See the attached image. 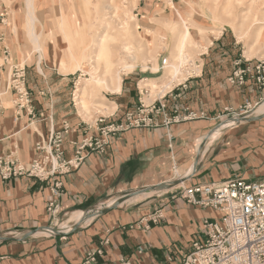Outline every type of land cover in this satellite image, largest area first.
Returning <instances> with one entry per match:
<instances>
[{"label":"crops","instance_id":"1","mask_svg":"<svg viewBox=\"0 0 264 264\" xmlns=\"http://www.w3.org/2000/svg\"><path fill=\"white\" fill-rule=\"evenodd\" d=\"M53 1L0 0V16L4 14V24H0V65L4 47L9 50L10 62H24L36 114L34 120L25 113L17 114L13 94L7 90L5 64L0 68V158L10 157L24 166L42 156L38 145H45L52 132L62 130L66 161L74 157L75 144L98 135L95 122L94 127L86 126L76 117L71 81L54 70L43 72L42 60L47 66L56 65L35 52L38 42H34L29 30L31 22L35 24L29 10L59 5ZM151 8L152 4H145L143 14ZM226 31L200 39L202 51L190 62L189 70L183 69L177 80L168 88L162 87L153 98L148 90L144 94L138 87L144 77L135 73L123 78L120 92H116L115 112L95 120L101 117L106 123H119L127 114L136 115L139 109L161 98L167 116H183L187 110L202 114L201 118L166 126L163 114L154 115L148 126L130 127L109 136L102 152L83 151V163L68 173L43 182L27 176L0 180V236L20 239L35 231L24 240L0 242V264H78L86 251L98 248L103 254L96 264H120V258H128L130 264H168L166 254L178 259L192 249L193 243L203 242V219L216 221L221 214L191 205L170 193L182 186L202 183L264 179V112L253 115L260 116L254 121L218 127L227 110L236 112L250 105L252 112L264 103V88L249 76L241 85L230 84L229 78L237 69L253 70L264 60L257 58V52L248 58L240 44L249 40L240 41L233 32ZM34 55L39 63L34 62ZM158 70L162 71L161 66ZM158 70L149 71L147 78L160 79L156 76ZM201 139L204 143L199 145ZM208 141L211 144L205 148ZM180 180L185 181L150 201L147 198L132 205H118L74 230L60 232L54 228L59 216L67 217L79 210L87 212L105 199ZM54 181L62 182L56 218L47 210L53 200ZM154 208H160L164 214L160 224L147 232L129 229ZM46 227L58 233L41 231ZM137 247L143 248L141 254H137Z\"/></svg>","mask_w":264,"mask_h":264},{"label":"built area","instance_id":"2","mask_svg":"<svg viewBox=\"0 0 264 264\" xmlns=\"http://www.w3.org/2000/svg\"><path fill=\"white\" fill-rule=\"evenodd\" d=\"M0 24H4L0 16ZM2 64L8 65L7 90L13 94V104L17 114H26L29 119L36 117L32 106V93L27 88V75L25 65L10 62L9 50L4 47L1 53ZM167 58L164 57L160 66L164 69ZM249 76L258 87L264 88V63H259L253 70L248 67L237 69L229 78L232 85H241L245 77ZM250 105L241 107L236 112L226 111L225 116L232 119L242 117L248 113ZM166 107L162 98L147 108H141L136 115L132 113L125 116L124 121L106 123L103 118H98V135L86 137L75 144V154L71 160L66 161L63 156L61 142L62 130L52 132L46 144L38 145L39 152L43 154L28 165L20 164L16 159L0 158V180L8 181L16 177H30L38 181L48 179L70 172L83 163V151H103L106 140L113 134L130 129V127L148 126L152 124V116L163 114V125L177 123L181 120H196L202 117L185 110L183 116L174 114L167 116ZM165 113V114H164ZM222 117V116H221ZM53 200L48 204L49 214L56 218L59 214L58 198L62 192V182L54 181L51 186ZM170 194L201 208H209L219 212V221L203 219L201 232L202 243H193L191 250L181 258L175 259L171 254L165 255V261L173 264H264V179L246 181L242 178L230 179L220 183H202L189 187H180ZM164 214L160 208L150 210L148 215L142 217L129 229L136 228L142 232L150 230L151 226L160 224ZM107 243V240L104 241ZM137 254L143 252L142 247H137ZM103 251L98 248L86 251L78 264H96ZM120 264H130L128 258H120Z\"/></svg>","mask_w":264,"mask_h":264},{"label":"rangeland","instance_id":"3","mask_svg":"<svg viewBox=\"0 0 264 264\" xmlns=\"http://www.w3.org/2000/svg\"><path fill=\"white\" fill-rule=\"evenodd\" d=\"M56 1L59 4L58 6L51 5L44 7L47 4L46 1H43L42 4L44 6H37L29 10L31 12L30 15H32V19L35 22V24L32 26V29L35 32V35H39L37 38V44H41L46 48H53L55 56L65 53L63 50V35L65 34L67 39L70 40L74 51L78 45V42L84 43L85 41L89 40L90 34H92V32L96 29L97 32H100V34L103 32L110 36V40L114 41L111 45L119 47L120 45L126 43L128 44L126 38H124V31L121 29V19H125L126 16L122 15L120 12V9L128 7L130 11L129 16L134 17V23H131L130 25V32L135 39L141 41L142 38V40L145 41V46L138 47L137 43L133 44L132 55L135 57V59H128L126 61V65L131 64L132 68L122 75V79L126 76H129L130 74L138 73L141 75V78L144 77L143 81L139 83V89L142 90L144 94L145 91L148 90L152 95L151 98L160 92V89L164 87L165 83L167 82L163 76L168 75L167 71L169 69L166 67L165 70H158L161 60L166 57L167 62L170 63L175 56L173 54V45L175 35L177 33V24L176 22L160 23V21L162 22L163 19L164 21L174 19L175 8L179 9L182 15L185 14V19H192L199 27L198 29L196 27L190 26V33L194 40L191 42L188 41L186 44L184 49L186 59L182 62L178 78L181 75V71L183 69H186L187 71L189 70L187 68H189L190 62L192 63L202 51L199 44L201 42L200 39L206 36L216 37L221 31H224L226 34V30H229L223 26V23L213 18L211 8H213L214 5L218 6L216 10L219 11L223 17V20L228 21L232 19L228 17L223 11H230L232 15L234 13L236 17L235 23H237V28L239 29L242 27L245 28L247 25H249L252 18L254 17L258 19H264V0H170L171 5L167 0H135L136 6L132 8H130V1L132 0H54L53 2ZM148 3L152 4V8L147 12V14L144 15L142 8ZM103 5H117V10H107L108 15L106 16V20H108L109 25L106 27L105 23H103L99 29L98 27L95 29L97 26V23L94 21L96 18L95 14L96 11L102 10ZM256 29L257 27L252 30L251 35H249L247 39L243 40H249V43L242 42L240 44L241 51L246 52L248 48H252L255 52L259 53L257 58L264 60V37L257 41ZM29 30H31V28ZM92 49L91 56L94 58V66H97L95 72L94 68L92 69L93 66L89 65L87 62H83L80 68L76 63H70L67 60H52L50 57L47 60L45 58L42 59L50 61L51 64L56 65V67L49 65L47 66L44 60L41 61L40 66L43 72L46 70L48 73L54 70L55 73H60L71 81L70 92L72 94V98L74 99L73 110H75L76 117H78L80 122L87 124L86 126H89L90 124V126L94 127L95 119L98 116H108L115 112V98L117 95L116 91H108L100 83L96 85L94 84V88L96 89V93H94L95 95L90 94L83 97L82 93H79L80 86L84 84H88L89 86L93 85L91 75L94 76L96 73L98 76L97 79H105L106 76L104 73L105 61L100 60L97 56H95L97 53L96 48ZM37 59V55H34L35 63H39ZM23 63L24 62L20 60V65ZM156 68L158 70L156 71V76H161V78L150 82L151 79L147 78L150 76L148 72H154ZM139 80L141 79L139 78ZM117 92H120V87ZM82 99L86 102V108L84 112L79 109V102ZM255 109L252 112L249 110L248 113L244 114L242 117H252ZM230 119H232L230 116H222L218 126H222L226 122V124H236L233 123V121H229ZM163 191L167 192L166 190L156 191L155 193L152 192L147 197L149 199L148 201L154 199L157 195L164 193ZM108 200L111 199H105L101 201V203ZM93 209L94 207L88 209L87 211ZM220 217L216 221H219ZM65 219L66 217L59 216L55 222L56 226L54 228L58 229V225Z\"/></svg>","mask_w":264,"mask_h":264},{"label":"bare ground","instance_id":"4","mask_svg":"<svg viewBox=\"0 0 264 264\" xmlns=\"http://www.w3.org/2000/svg\"><path fill=\"white\" fill-rule=\"evenodd\" d=\"M170 5H171V1L167 0ZM218 1V0H216ZM131 2V7H135L136 6V2L135 0L130 1ZM191 3V2H190ZM192 6V5H191ZM218 8L217 5H214L213 8H211V12L213 14V18L215 20H219L221 23H223V26H225L227 29L231 30V32H234L235 35H237L238 40L243 41L245 39H247L249 37V35H251L252 30L257 27L256 29V40H260V38L264 37V19H258L256 17L252 18L251 23L249 25H247L245 28H237V23L236 22V17L233 13V15L230 13V11H223L227 14L228 17L232 18L228 21L223 20L221 14L219 13L218 10H216ZM191 9V8H190ZM107 10H117V5L115 6H108V5H103V8L101 11H96L95 14V19L94 21L97 23V26L95 27V29L98 27H101L103 25V23H105L106 27L109 25L108 20H106V16L108 15ZM118 12V11H117ZM120 12L122 15L126 16L125 19H121V23H122V27L121 29L124 31V38H126V41L128 42V44H123L120 45L119 47L111 45L112 42H114L113 40L111 41L110 36L107 33H101L97 32V29L95 31L92 32V34H90V39L85 41L84 43L82 42H78L77 47L75 48V51L73 49V46L70 43V40L67 39L66 34L63 35V44H64V54L62 55H58L55 56L54 52H53V48H46L43 47V45H38L35 48V52L38 53L40 58H45L46 60L50 57V59L52 60H61V61H68L70 63H76L78 67L81 68V64L83 62H87L89 65H92V69L94 68V72L95 69H97L94 66V58L91 56V51L93 50L92 48H96V55L98 57V59L105 61L104 65V73H105V79H97L98 76L95 73L94 76L91 75V79L93 81V85H88V84H84L82 86H80L79 88V93L84 96L86 95H92L94 93H96V89L94 88V86L98 83H100L101 85L104 86L105 89H107L108 91H118L119 87H120V83L122 80V75H124L127 71H129L130 68H132V65H126V61L128 59L134 60L135 57L132 55L133 54V44L137 43V46H145V41L142 40H137L132 36V33L130 32V25L131 23H134V17L133 16H129V9L127 8H122L120 9ZM175 12V18L172 20H166L160 23H175L177 24V33L175 35V39H174V45H173V54L174 59L171 60L170 63H168L166 61V65L164 66L165 68L167 67L169 70L168 75H164V78L167 80V82L165 83L164 89L167 87L168 85H170V83L173 80H177L178 75L180 73V67L182 65V62L186 59V54L185 52V47L188 41H193L194 39L191 36L190 33V26L191 27H196L199 29L197 23L195 21H193L192 19H185V14L182 15L181 11L179 9H174ZM59 20V19H58ZM31 22V21H30ZM189 23V24H188ZM61 24V23H59ZM33 23L31 22L30 25V32L31 34H33V40L34 42L38 41L37 38L39 35H35V32L32 29ZM202 26V25H201ZM45 27V26H43ZM240 27V26H239ZM202 29V28H200ZM43 30V29H42ZM41 32V31H40ZM219 32V31H218ZM33 42V41H32ZM53 52V53H52ZM257 54L252 48H248L245 55L248 58H252L253 55ZM51 60V61H52ZM53 62V61H52ZM176 63V64H175ZM88 65V66H89ZM155 69V68H154ZM97 76V77H96ZM183 79V78H182ZM153 80H150V82H152ZM95 84V85H94ZM149 85V84H148ZM151 86V84H150ZM95 95V94H94ZM86 108V102L82 99L79 102V109H81L82 112H84ZM264 112V103L260 104V107L258 106L257 109H255L253 115H257V114H261ZM227 123V122H226ZM224 123V125L226 124ZM235 123V122H233ZM203 140L201 139L199 142V145H201ZM202 142V143H201ZM211 144L210 141H208V143H206L205 148H207V146ZM180 177V176H179ZM180 186V184H179ZM167 191V190H166ZM152 192L155 193V191H149V193H142V194H138V195H134L132 196V198L126 199V200H120L119 198L114 197L111 200L99 203L95 209L87 211V212H83V211H77V212H71L68 213L66 216V219L64 221H62V223H60L58 225V231L60 232H67L69 231L73 226L75 225H86L89 222H91V220L93 219V215H95L100 209L105 208V207H110L112 205H114V203H119V206L122 205H132V203H136L137 201H140L142 199L147 198ZM164 192V191H163ZM120 200V201H119ZM66 214V213H65ZM91 216V217H90Z\"/></svg>","mask_w":264,"mask_h":264},{"label":"water","instance_id":"5","mask_svg":"<svg viewBox=\"0 0 264 264\" xmlns=\"http://www.w3.org/2000/svg\"><path fill=\"white\" fill-rule=\"evenodd\" d=\"M257 118H260V116H254V117H251V116H246V117H236L235 119H230V120H232L233 122H235V123H238V122H246V121H254L255 119H257ZM219 127V126H218ZM217 127V128H218ZM216 128V129H217ZM201 149V148H200ZM200 149H199V151H200ZM185 180H180V181H168L167 183H163V184H158V185H154V186H150L149 188H146V189H141V190H138V191H134V192H132V193H129V194H125V195H122V196H120L119 197V199L120 200H126V199H129V198H132V196H134V195H138V194H142V193H149L148 191H161V190H167V189H170V188H172V187H174V186H176V185H178L179 183H181V182H184ZM119 200V201H120ZM119 205V203H114V205H112V206H110V207H105V208H102V209H100L95 215H93V217H96L97 215H100V214H103V213H105L106 211H108V210H110V209H114V207H117ZM91 217V216H90ZM80 225V224H79ZM79 225H75V226H73L72 227V229L71 230H74V229H76V228H78L79 227ZM41 231H45V232H47V233H49V234H53V235H55L56 233H58V231H56L55 229H53V228H48V227H46V228H44V229H42ZM35 233V231H32V232H29V233H27V235L26 236H24V237H22V238H20V239H17V238H15V237H2V236H0V242H4V241H9V240H24V239H26L28 236H30V235H32V234H34Z\"/></svg>","mask_w":264,"mask_h":264}]
</instances>
